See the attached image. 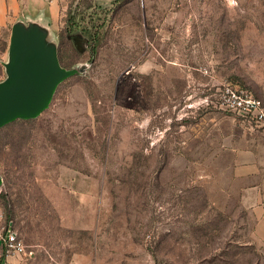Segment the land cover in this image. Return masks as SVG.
<instances>
[{
    "label": "rangeland",
    "instance_id": "374dc122",
    "mask_svg": "<svg viewBox=\"0 0 264 264\" xmlns=\"http://www.w3.org/2000/svg\"><path fill=\"white\" fill-rule=\"evenodd\" d=\"M58 34L70 70L0 128V264H264V118L222 103L264 115V0L68 2Z\"/></svg>",
    "mask_w": 264,
    "mask_h": 264
},
{
    "label": "water",
    "instance_id": "95a60500",
    "mask_svg": "<svg viewBox=\"0 0 264 264\" xmlns=\"http://www.w3.org/2000/svg\"><path fill=\"white\" fill-rule=\"evenodd\" d=\"M7 79L0 82V128L17 119H31L50 101L61 69L41 45L25 35L14 36L8 45Z\"/></svg>",
    "mask_w": 264,
    "mask_h": 264
},
{
    "label": "crops",
    "instance_id": "0c3cea01",
    "mask_svg": "<svg viewBox=\"0 0 264 264\" xmlns=\"http://www.w3.org/2000/svg\"><path fill=\"white\" fill-rule=\"evenodd\" d=\"M70 0H0V40L25 35L46 49L51 40L58 41L63 7ZM113 0H93L96 7H107ZM57 50V48H56ZM6 56V52L1 58ZM264 220V219H263ZM262 226V227H261ZM264 221L257 230L263 231ZM262 229V230H261Z\"/></svg>",
    "mask_w": 264,
    "mask_h": 264
},
{
    "label": "built area",
    "instance_id": "2783aa9c",
    "mask_svg": "<svg viewBox=\"0 0 264 264\" xmlns=\"http://www.w3.org/2000/svg\"><path fill=\"white\" fill-rule=\"evenodd\" d=\"M222 103L236 111L255 113L258 121L264 118L259 100L238 93L230 87H225ZM0 245L4 247L6 254H21L24 251L23 244L16 239L8 226L3 230L0 229Z\"/></svg>",
    "mask_w": 264,
    "mask_h": 264
},
{
    "label": "trees",
    "instance_id": "16d2710c",
    "mask_svg": "<svg viewBox=\"0 0 264 264\" xmlns=\"http://www.w3.org/2000/svg\"><path fill=\"white\" fill-rule=\"evenodd\" d=\"M70 4L73 3V4H76L79 8H82L84 11H88V10H92L95 8V5H93V0H70L69 1ZM76 17H70V12L69 10L67 11V19H66V24H69L66 25V36H67V39L68 41L71 42L70 38H69V33L73 30H77V26L75 24V19ZM79 30L86 35V38H87V49L90 53V56H91V59L92 60L95 55H96V37H97V33H98V30L96 29L95 30V33H93L92 35L90 34V32L86 29V28H79ZM61 40H62V35L61 34H58V45H57V50H56V57H57V61H58V64L60 66L61 69L63 70H66V71H69L70 69H67L65 67V65L62 64V57L60 56V45H61ZM72 44V43H71Z\"/></svg>",
    "mask_w": 264,
    "mask_h": 264
}]
</instances>
